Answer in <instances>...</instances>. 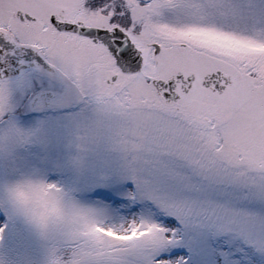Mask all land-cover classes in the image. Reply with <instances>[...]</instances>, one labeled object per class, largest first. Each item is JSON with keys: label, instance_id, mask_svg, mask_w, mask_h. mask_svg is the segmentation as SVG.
Wrapping results in <instances>:
<instances>
[{"label": "snow or ice", "instance_id": "6c2138e0", "mask_svg": "<svg viewBox=\"0 0 264 264\" xmlns=\"http://www.w3.org/2000/svg\"><path fill=\"white\" fill-rule=\"evenodd\" d=\"M0 264H264V0H0Z\"/></svg>", "mask_w": 264, "mask_h": 264}]
</instances>
